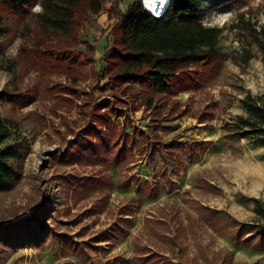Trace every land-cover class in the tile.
<instances>
[{
    "label": "rangeland",
    "instance_id": "rangeland-1",
    "mask_svg": "<svg viewBox=\"0 0 264 264\" xmlns=\"http://www.w3.org/2000/svg\"><path fill=\"white\" fill-rule=\"evenodd\" d=\"M112 1L103 0L100 13L85 19L70 59L79 63L69 74L58 64L41 65L35 57L36 45L55 43V34L40 32L29 16V31L17 35L0 58V117L9 119L28 143L21 179L11 190L0 192V226L38 207L48 226L32 236L22 233L25 226L12 237L0 234V264H135V254L148 248L195 264H264V240L255 238L242 247L234 226L235 220H254V198L264 201V187L253 190L242 180L245 164H258L264 176V142L225 129L244 113L241 98L247 91L264 92L260 53L254 47L248 63H235L231 51L238 44L226 30L218 59L192 66L196 76L190 89L174 96L138 85L124 93L117 89L127 101L118 104L124 113L111 119L125 134L136 129V144L130 147L126 140L131 151L126 163L116 161L113 150L92 157L86 146L94 143V133H104L103 117L109 111L91 114V107L109 90L88 87L95 86L93 68H100L104 48L113 38L109 34L113 20L107 19ZM121 1L123 10L138 0ZM201 3L210 7L201 19L207 25L227 28L238 12L248 8L258 24L264 23V0ZM31 10L39 11L40 5ZM87 42L95 48L94 55ZM71 74L75 84L67 78ZM72 85L73 99L64 97ZM207 106L213 118L199 122ZM157 122L170 127L158 133L174 145L172 152L151 155L146 142ZM186 140L197 145L189 150L183 144ZM163 175L176 186L168 189ZM78 180H87L86 185L73 191ZM123 213V235L100 242L89 256L73 251L69 243L90 239Z\"/></svg>",
    "mask_w": 264,
    "mask_h": 264
},
{
    "label": "trees",
    "instance_id": "trees-1",
    "mask_svg": "<svg viewBox=\"0 0 264 264\" xmlns=\"http://www.w3.org/2000/svg\"><path fill=\"white\" fill-rule=\"evenodd\" d=\"M103 0H0V58L4 56L7 45L17 36L29 31L27 17L31 18L40 32L55 34V43L46 44L44 48L36 45V56L41 65L62 66L65 73H70L76 67V62H70L74 47L79 43V32L85 19L90 14H99ZM171 1V2H170ZM39 4L40 10L32 12L33 5ZM121 0H113L108 20H113L109 34L112 41H108L104 54L100 58V68L95 73L96 84L88 89H99L107 93L97 100L91 107V114L108 109L103 117L104 133H94L95 140L86 149L92 157L99 156V151H115L114 159L126 163V154L131 153L125 144L131 141L136 144L134 136L136 129L125 134L111 116H121L118 104L126 105V99L118 94L128 90L131 85L153 89L157 93H177L192 87L195 72L192 66L208 65L216 61L221 55L220 40L226 30L233 33L238 47L231 51V59L235 63L246 64L254 56V47L260 53L264 63V23L258 24L252 8L238 12L227 28L207 25L201 21L210 9L202 5L201 0H169L162 15H152L141 5L140 0L129 3L122 10ZM164 7L162 8V10ZM160 12L157 13H161ZM89 52L94 55L95 48L87 42ZM38 62V63H39ZM44 67V66H40ZM1 68V66H0ZM11 71V69H8ZM68 73V74H69ZM70 82L76 78L75 74L67 75ZM105 80L100 87L99 83ZM74 83V82H73ZM75 84V83H74ZM62 95L73 99L74 85L67 88ZM90 91V90H89ZM102 93V94H103ZM147 104H151L148 98ZM135 103V102H133ZM109 105H112L110 107ZM244 113L237 115L227 123L225 129L231 135H246L256 142H264V92L253 94L247 91L241 98ZM210 107L199 116V122L213 118ZM13 123L0 117V192L11 190L22 177L23 161L28 150L26 140L16 133ZM161 122L153 124L150 141L147 140L151 155L163 151L172 152L174 145L163 141L158 133L168 130ZM142 135L141 133H139ZM11 141V142H8ZM183 144L196 146L194 142L184 141ZM192 149V148H191ZM178 175V174H176ZM168 189L176 186L167 175H163ZM87 180L73 183L72 190L78 191L84 187ZM156 193V192H154ZM254 220H235V234L237 243L242 247H249L252 240H264V201L254 198ZM39 209V207L37 208ZM34 210L29 215L18 218L14 223L0 226V234L13 232L20 226H25L22 233L34 235L36 230L43 231L48 226L41 219L43 214ZM126 214H121L111 223L109 228L103 229L88 240L71 242L73 251L80 256H86L91 251L99 249L100 242L116 240L124 234L121 222H125ZM176 238L174 242H176ZM258 250L261 249L259 246ZM135 264H195L178 256L176 260L169 259L157 252L145 249L134 257Z\"/></svg>",
    "mask_w": 264,
    "mask_h": 264
},
{
    "label": "bare ground",
    "instance_id": "bare-ground-1",
    "mask_svg": "<svg viewBox=\"0 0 264 264\" xmlns=\"http://www.w3.org/2000/svg\"><path fill=\"white\" fill-rule=\"evenodd\" d=\"M142 2H143L144 7L148 11L156 15H162L165 12V9L167 7V0H165V4H164V0H142ZM163 7L164 9L162 10ZM161 10H162L161 13H157V12H160ZM256 165H253L252 163L245 164V166H243V169H242L243 171L242 180L244 181V183L248 184L249 188L253 190L264 187L263 171L261 170V167L258 164Z\"/></svg>",
    "mask_w": 264,
    "mask_h": 264
},
{
    "label": "built area",
    "instance_id": "built-area-1",
    "mask_svg": "<svg viewBox=\"0 0 264 264\" xmlns=\"http://www.w3.org/2000/svg\"><path fill=\"white\" fill-rule=\"evenodd\" d=\"M168 3H169V0H167V5H168ZM141 5L143 6V8H145L144 7V5H143V2H142V0H141ZM146 9V8H145ZM147 10V9H146ZM148 11V10H147ZM150 12V11H149ZM151 13V12H150ZM152 14V13H151ZM152 15H154V14H152ZM154 16H156V15H154Z\"/></svg>",
    "mask_w": 264,
    "mask_h": 264
},
{
    "label": "crops",
    "instance_id": "crops-1",
    "mask_svg": "<svg viewBox=\"0 0 264 264\" xmlns=\"http://www.w3.org/2000/svg\"><path fill=\"white\" fill-rule=\"evenodd\" d=\"M105 49V48H104Z\"/></svg>",
    "mask_w": 264,
    "mask_h": 264
}]
</instances>
